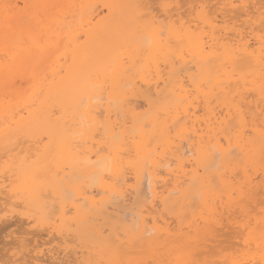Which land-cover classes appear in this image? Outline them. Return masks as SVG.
I'll use <instances>...</instances> for the list:
<instances>
[{
	"label": "snow or ice",
	"instance_id": "obj_1",
	"mask_svg": "<svg viewBox=\"0 0 264 264\" xmlns=\"http://www.w3.org/2000/svg\"><path fill=\"white\" fill-rule=\"evenodd\" d=\"M66 7L84 6L0 3V49L3 51L0 56V83L6 100L10 95L14 97L18 78L22 74L30 73L33 80L42 76L44 80L51 79L54 82L55 59L61 47V38L57 36L58 24L62 22L60 10ZM104 7L110 11L117 6L106 4ZM118 7L130 10V14L118 26L127 54L115 59L105 72L97 73L94 82L75 101L92 117L87 125V140L93 142V147L101 145L96 151L98 156L101 153L108 154L105 160L110 173L124 170V159L129 156L125 129L130 122L126 119L122 122L119 112L122 106L132 102V98L122 92V82L127 80L124 86L131 88L134 80L143 89L149 77L156 81L162 79L169 94L161 99L151 94L150 90L144 92L149 110L144 117L143 128H132L131 135L136 137L133 141L136 157L128 160L127 167L138 172L142 169L147 174L153 166L152 162L161 153L164 156L169 152L179 153L183 147L187 155L188 146L183 142H192L195 147L192 155L196 157L194 170L202 165L204 174L199 190L188 192L185 199L193 207H199L200 217L186 229L183 226L186 217L182 216L181 228L177 233L169 232L160 241L151 242L146 241L143 235L148 231L147 225L141 218H134L131 224L114 227L108 236L101 233L96 246L99 258L88 259L84 264H221V261L209 259L205 255L207 249L204 245L213 240L225 226L226 214L231 221L233 210L238 214L235 223L240 243L233 247L230 257L224 259L222 264H264V125L259 129L258 157L251 151L245 154V148H248L250 141L255 140L257 130L254 125L249 127L242 115L241 104L236 103L239 92L233 94L232 79L213 70V58H218L232 74L237 69L243 73L245 64L256 58L258 52L261 68L258 92L264 100V11H261L259 32L255 35L248 32L251 27L255 33V26L247 13H244L247 23L241 21L222 26L212 23L210 45L207 23L205 29L200 28L199 22L193 28L186 24L182 16L177 17V10L184 7L182 4L170 0H140ZM196 7L189 5L192 9ZM199 7L203 10L207 6ZM226 7L246 9L248 5L233 4ZM204 20L207 21V17ZM83 38V35L76 36L78 40ZM189 63L193 65L191 68L187 67ZM68 70L73 71L71 64ZM186 71L191 74L190 77L184 76ZM60 72L63 73V68ZM241 79H244L243 75L236 77L238 87ZM242 87L248 89L251 85L245 81ZM157 88H160L159 82ZM221 99L230 112L235 108L237 115L228 124L213 121L205 134L223 149L214 154L215 159H223V170H218L217 175H209L205 163L209 149L204 137H200L199 143H196L190 117L194 115L192 109L196 107L197 100L215 104ZM90 100H103L108 107L94 109L90 106ZM113 108L117 112L115 121L112 120ZM133 120L136 125L141 123L135 120V114ZM116 127L120 128L119 132L115 131ZM16 131L20 133L23 129ZM234 139L238 142L236 148L239 151L233 148ZM241 141L244 147L240 146ZM39 143L44 146V151H37L31 156L13 154L14 149L5 145L0 174L6 180L9 174L15 178L13 184L5 185V188L14 192L20 200L11 210L5 204V217L12 214L31 215L35 205L47 201L51 196V188H48L49 195L46 196V179L66 172L71 161L63 163L65 154L75 152L80 147L78 144L54 145L48 135H44ZM184 166L180 164V168ZM112 178L110 174L106 182L110 183ZM204 191L208 193L206 200ZM256 207H259L258 213L254 211ZM17 209L21 211L17 213ZM173 235L177 239H168Z\"/></svg>",
	"mask_w": 264,
	"mask_h": 264
},
{
	"label": "bare ground",
	"instance_id": "obj_2",
	"mask_svg": "<svg viewBox=\"0 0 264 264\" xmlns=\"http://www.w3.org/2000/svg\"><path fill=\"white\" fill-rule=\"evenodd\" d=\"M173 1L176 3L175 0H170V2H173ZM187 1H185L186 4L197 5V7L195 9H192L189 7L186 9L185 7L187 5H185L184 8L186 9V11L184 10V8L177 10V17L182 16L186 24L190 25L193 28H195L197 23L199 22L200 28L205 29L206 23H207V31H208L207 39L210 45L212 44V36H211V24L212 23H217L220 26L224 25L225 23H229V24L233 22L239 23L241 21H245L247 23V16L244 15V13H247L248 16H251L252 22H254V26H255V33L252 31L251 27L248 28L249 34L255 35L256 33L259 32V27H260L259 17H260L261 11H264V0H187ZM3 2L18 3L20 5L45 3V4H59V5H73V6L83 5L84 6V7H66L60 10L62 13V22L58 24L59 31L57 33V36L58 38H61L60 39L61 47H60L59 56L58 58L55 59L56 74H55L54 82L51 79L44 80L42 76L33 80L30 73L22 74L18 78V83L16 85V91L14 93V97L10 95L7 98V100L5 98L2 83H0V130H3V131H0V169L3 168V157H4V151H5L6 144L8 145L9 148L14 149L13 154L23 153L29 156L34 155L37 151H44V146L39 143V140L44 135H48L51 138V141L54 145L65 143V144H78L80 146L77 151L72 152L70 154L68 153L65 154L63 163L68 164L69 161H71V164L67 168L66 172L62 171L60 172L59 176L52 175L46 179V185L48 187H46L45 192H47V194L49 193L48 188H51V191L54 193V195L58 194V195L66 196L65 191L63 192L62 189L64 186L69 187V188L71 186V187H74V190L72 189L73 190L72 196L74 195V198L76 196L75 199L73 197L72 198L67 197L68 198L67 199L65 196H62L63 199L66 201V203L70 200L73 202L72 203L69 202L67 203V205L65 204L66 206L62 205L59 207L60 208L59 210L61 212L57 211V213L58 214L61 213V215L58 216L59 221H60V224L58 225H56V222L54 224L55 218L58 219V217H55V216H57L58 214L54 213L55 215H53L52 214L53 212L51 213L52 209L51 210L49 208L47 209L48 212L49 211L50 212L48 213L46 211L45 220L47 221L49 220V222L47 223L44 221V224L42 225L44 226L47 224L50 225L53 221V224H51L50 227L52 228L54 226L52 231L50 230L48 233H46L47 235L46 238L48 237L47 238L48 241L45 237L41 238L40 233H42V231L39 230V226L40 228H42L41 222L39 221L40 220L39 214L42 212L41 209H45V204L47 201H42V202H39L37 205H35L32 209L33 210L32 215L27 216L29 214H25L27 217V220L29 219L28 223L33 220L35 221V226H34V223L32 222L33 225L32 227L30 225L29 229L31 228L32 230H34L35 228L38 227V230L41 231L40 233H38L40 235V238L35 239L36 237L31 236L32 238H34L33 240L34 242H30V243L31 244L35 243L34 247L31 248L32 250H30L31 255L34 254V256L32 257L33 260H37L38 264H73V260H69V259L68 260L71 261L72 263L69 261L67 262V260L65 263V259L68 258V250L63 245L65 244L68 236L70 237V235L67 234V231L65 232L62 230H64L67 227H71L73 225L74 227L76 226V232L78 234L76 235L74 233L76 238H79V237L84 238L85 240L89 241V244H93L91 242H99L97 238L100 236L101 233H103L104 236H108L110 234V231L108 234L107 233L105 234L103 230L106 227L103 229V227H101L102 224L103 226L110 224L109 225L110 228L109 229L107 228V231H108L111 228L113 229L115 225L119 224L118 219H122L120 220V223H122L121 221H123V218H124L120 214H116L117 213L116 211H113L114 213L111 214L112 211H110V209L112 207H115L113 204L111 205V201L112 199H114L113 197L115 196L119 198V200L120 198L124 200L123 197H126L124 195H126L125 191L128 188H131V189L133 188L135 192L140 195L141 187H142V184L144 185V182L145 184L147 183L146 188L148 191L147 193H148L149 199L147 203L144 200L140 201V199L141 198L143 199L144 196H146L147 198V195H144V196L142 195L141 198L137 200V202L139 201L143 203L142 205H144V202H145L146 203L145 206L142 208H139L140 209L139 210L137 209L138 203H135V206L136 205L137 206L136 208H133V209L135 210L137 209L136 211L134 210L131 211L132 209L127 210L128 212L130 211L129 214H130L131 219H128V221L130 220V222L126 221V223L128 224L132 223L134 218H137V217L141 218L144 221V223L147 225V229H148L147 232L143 233L144 239L149 242L160 241L161 237L167 236V233L169 232L175 234L174 232H177V229L179 230L181 228L180 227L181 222L179 221V219H178V222H177V219L175 220L180 225L179 226L177 223H175L176 225H178L176 227H180V228H177L175 231L174 230L175 226L172 227L170 223H167L172 219L170 216L173 215L172 217L177 216L176 218H178L180 213L179 214L177 213L178 211L180 212V209H182V211H184L183 213L181 212L183 217H186L185 215L188 214V213H185L186 211L194 210L195 213L192 212L191 214L189 212L192 217L193 214L195 215L198 214L197 211L199 210V209L197 210L196 207L195 209L190 208V206L187 207V205L189 204L191 205V203L190 201L187 202L188 200L185 199V196L188 192L199 190L202 184L201 178L204 174V168L202 165L199 167L198 170H194V165L196 164V157L192 155V153L195 151V147L193 146L192 142L188 140H185L183 142L184 144L188 146L187 155H185V149L183 147L180 148L179 153L169 152L167 156H164V154L161 153V155L158 156L156 160L152 162L153 166L149 169L147 174H145L142 169L138 172L136 169L127 167L128 160L136 157L135 144L133 143L136 137L131 135L132 128L133 127L143 128V120L149 110V103L145 99L144 92L146 90H150L151 94H154L155 97L162 99L168 96L169 94L168 91L165 90V82L162 79H159L158 81H156V80H152L151 77H149V82L143 85V89H141L140 85L137 84V82L134 80L131 82L133 85V87L131 88L124 86L128 83L127 80L122 82L121 90L124 94L132 98V102L130 104L122 106L119 112L122 122L125 119L130 122L126 126V129H125V135H126L127 140L129 141L127 145L129 149V156L125 157L124 159L125 169L121 171H113L110 173L109 165L105 160L108 154L101 153L99 156L96 154L97 149L101 145L97 144L96 147H93L92 146L93 142L90 140H87V136H86L87 125L89 121L92 119V117L88 115L85 109L78 107L77 103L75 102L76 98L81 93H83L86 88H89L90 85L94 82V77L97 73L105 72L106 69L111 65V63L115 59L127 54L126 45L124 43V38L122 37L118 26L120 25L121 21L130 14V10L127 8L118 7V6L137 3V2H140V0H0V3H3ZM181 3L182 2L180 1V4ZM106 4L117 6V7H113L109 11L108 9L104 7V5ZM233 4L248 5V8L233 9L231 7H226V6H230ZM199 5H206L207 7L201 10ZM182 10H184V12ZM204 17H207V21L204 20ZM82 20H83V23H81ZM219 30L220 29L218 27L217 32H219ZM77 35H83L84 38L78 40L76 39ZM63 37H67V38L65 39ZM2 55H3V51L2 49H0V56ZM258 56H259V53L257 52V57L251 59L245 64L243 73L240 72V69H237L235 74H232L229 69L225 68L223 64L221 63L220 59L213 58V70L218 71L225 76H229L232 79L233 94L235 95L237 92H239V96H237L236 103L241 104L243 108L242 115L247 119V121L248 119H250V122L248 121V125L252 123L249 126L254 125L257 130L255 140L250 141L248 148H245V154H247L248 151H251L257 157L260 151L259 129L261 128L262 125H264V118H262L263 117L262 111H264V100L261 99L259 92H258L259 79H260V73H261L260 64L258 62ZM70 64L73 66V71L68 70V66ZM192 66H193L192 63H189L187 65V67L189 68H191ZM61 68H63V73L60 72ZM49 75L50 76L52 75L51 72L49 73ZM166 75L167 73H165V76ZM190 75L191 74L187 71L184 73L185 77H190ZM241 75H243L244 79L240 80V86L238 87L236 85V77H240ZM0 81H2V73H0ZM245 81H247V83L251 85V88L244 89L242 87ZM157 82L160 83L159 89L157 88ZM252 89H255V91H253ZM137 93H140V94L137 95ZM89 94L93 95L92 93H89ZM138 99H140V102H142L141 100L144 101V105L146 106L145 110L140 111L141 108H140V102ZM90 106L97 110H102L108 107L107 104L103 100H100V101L90 100ZM192 112L194 113V115L190 117V123L194 125L192 129V133L193 135L196 136V143L197 144L199 143L200 137H204L207 143L208 149H209L208 158L205 160V163L208 165V174L217 175L219 174L218 170L220 171L223 170L224 161L222 158L215 159L214 154L217 151L222 152L223 149H220L219 146L215 144V141L209 139L205 134L208 133L209 127L213 124V121L215 120H218L219 122H223L225 124L230 123L233 120V118L236 117L237 115L236 110L235 108H233L232 111L230 112L229 107L225 106V103L223 102L222 99L217 101L215 104H206L203 101L197 100L196 107L192 109ZM134 114H135V120L141 121L139 125H136L134 123V120H133ZM259 115L260 116L262 115L261 120H259L260 119ZM257 117H259V119ZM116 119H117V112H116V109L113 108L112 120L115 121ZM257 119L260 122H258V124L253 123V122H256ZM17 129H23V132L17 133L16 131ZM115 131L119 132L120 128L116 127ZM5 132L7 133V136L5 135ZM25 132L27 133L26 135L24 134ZM82 133H85V135H82ZM197 133H199V135H197ZM17 135H19V139H17ZM213 135H215V131H213ZM237 143L238 142L234 139L233 148L234 150L239 151V149L236 148ZM240 146L244 147L242 141L240 142ZM181 163L185 164L186 166L180 168ZM110 174L112 175L113 178H112V181L109 183V182H106V178ZM14 179L15 178L11 174H9V178L7 180L4 178L2 174H0V223L1 224L7 218H9V220L15 217L19 218V214L18 216L16 214H12V215H9L8 217H5L4 215L6 203L8 205V209L11 210L14 204H18V202H20V200H18L19 198H17L14 192L5 188V185H9V186L12 185L14 182ZM193 185H195L196 187L193 188L192 187ZM67 189L68 188H66V192H67ZM71 191L69 192L70 194H71ZM207 195L208 193L206 194V196ZM258 198L259 197H257V199ZM51 199H52V203H47L46 205L47 207L55 208L53 207L55 205H52V204L53 203L56 204L57 203L56 200L59 198L58 197L54 198L50 196V200ZM205 199H207V197ZM158 203H160V205H163L166 208L164 209L163 206L159 205L160 207H162L160 208V210L161 209L162 211L165 210L164 212L166 213L170 211L167 214L168 216L166 215L167 217L171 218L170 220L166 221L164 220V218H160L162 211L159 214L156 213L157 215L154 213L156 210V207L159 208V206H157ZM118 205H119V202H118ZM35 207L39 208L41 211H39L38 209L37 211L34 210ZM129 207L131 208V206ZM69 208H71V210L73 211L74 216L69 212ZM56 209L57 208H55V210ZM175 209H178L176 214H175V211H176ZM77 210L79 211L77 212ZM20 211L21 210H19L18 212ZM38 212L40 213L38 214ZM68 212L73 217H69L70 215L67 216ZM145 212H147V214L154 213L161 220L163 219L162 221L160 220L162 223L159 222L158 217H157L158 220H156V217H154L153 219L151 216H148L149 218L150 217L152 218L151 222L153 220L152 225H150L147 220L149 219L147 218V214H144ZM156 212H159V210L158 211L156 210ZM170 213L171 215L169 216ZM35 214L36 215L38 214L39 217H36ZM49 214H52L53 216ZM114 214L119 215L118 217H121V218H117V216H115ZM20 215L21 217H23L24 220L26 219V217H24L22 214ZM162 215H164V213ZM199 215H200V212H199ZM115 217L117 218V220H115ZM36 218H38L39 223H36ZM49 218L52 219V221ZM188 218L186 217L185 220L187 221L190 220ZM70 219H72L74 222H69ZM100 219H104V220H101L99 222ZM105 220L108 224L105 223ZM59 221L57 220V222ZM228 221L226 223H230ZM18 222L19 220L17 221V223ZM20 222H21V219H20ZM233 223L234 224L231 223L232 225L230 224L231 228L233 225H235V221ZM24 226L22 228H24ZM187 227L185 226V228ZM25 229L28 230L27 228ZM43 229L45 230L44 227L42 228V230ZM19 230L22 231V229H19ZM30 230L26 231V233L28 232L30 234L31 233L29 232ZM194 230L195 229H193L192 231ZM34 231L35 232L33 233H36V230ZM62 232L68 235L65 241H64L65 238H63L64 236L62 235ZM52 233H55L56 237H54V235L52 237ZM14 234L16 235V233ZM69 234H72L74 236V234L71 232ZM30 235H32V233ZM232 235H234V233ZM5 236H8V235L5 234ZM34 236H37V234ZM0 237L2 239V234ZM50 237L52 239H50ZM21 238H22L21 241L24 242L25 238L24 239L23 237ZM54 239H60L61 241L59 240L57 241ZM168 239H177V237L173 235L171 237H168ZM52 240L53 242L55 241L58 242V244L56 242L55 247L52 245L53 244ZM213 240L210 242L215 243L216 241H218L216 239H213ZM21 241L19 242L22 243ZM62 241H64V244L63 245L59 244L60 242L62 243ZM221 242H223V244L226 243L225 239L222 240ZM228 242L229 241L227 240V243ZM2 243H4V241ZM48 243L50 244L52 243V244L49 247H46ZM71 243H72V240H71ZM227 243H226V246H227ZM31 244H29V246H31ZM219 244H220V241H219ZM223 244L221 245V250L224 252L226 249L224 247H223L224 250L222 249ZM232 244L236 245L238 243L234 242ZM24 245L25 244H23V246ZM210 245H207V247L205 246L204 247L207 249L208 246ZM87 246L88 247L91 246L92 249L93 247H95L94 245L93 247L92 245H87ZM230 246L228 247L230 248ZM4 247L5 246H3V248ZM215 247H218V246L215 245ZM26 248L27 247H25V250ZM211 248H213V246ZM16 249L18 248L13 249V251H15L16 253L12 255L13 258L18 257V255L22 253L21 250L19 253H18V250L16 252ZM209 250H207L206 252H208ZM214 250L215 248H213V250L210 251L211 253L209 252L207 253L208 255L207 254L205 255H207L208 258H212V257L215 258L216 255L212 254ZM218 250H219L218 253L220 254L217 253V255H219L217 257H220L222 253L219 247L218 249L216 248V251ZM28 251L26 252L28 253ZM229 252L226 253L225 251V253L227 254V256L225 255L226 258L230 256ZM91 253L89 250V254ZM24 254L25 252L21 256H24ZM74 254L76 256L78 255L77 252H74ZM86 254L88 258L89 254L88 253ZM210 254H211V257H210ZM2 255L4 254H1V257ZM5 255H8V254H6L5 252ZM60 256L64 257L65 259ZM93 256L97 257V254ZM225 256H221V257H225ZM96 257H93V258L96 259ZM6 258L9 259L8 257ZM32 258L30 259V261H32ZM91 258L92 257H90V259ZM14 259H12L11 257V260L6 262L4 261L6 260L4 258L3 261L0 260L1 262H4V263L0 262V264H18L19 260L20 261L24 260V258H21V257L16 258L15 260ZM73 259H75L74 260L76 261L75 264H77V260H78L77 257ZM84 259L82 261H84ZM223 259L221 260V262H223ZM23 262L27 264V262L25 261ZM19 263L23 264L22 262H19ZM34 263H36V261H34Z\"/></svg>",
	"mask_w": 264,
	"mask_h": 264
},
{
	"label": "rangeland",
	"instance_id": "obj_3",
	"mask_svg": "<svg viewBox=\"0 0 264 264\" xmlns=\"http://www.w3.org/2000/svg\"><path fill=\"white\" fill-rule=\"evenodd\" d=\"M175 1H176V3H177L178 0H175ZM180 1H181L182 3H183V1H184V3H183V4L181 3V4H182L183 6L187 5V6L185 7L186 9L189 7V4H186V3H185V1H187V0H179V1H178L179 4H180ZM173 2H174V1H173ZM187 2H188V1H187ZM183 8H184V7H183ZM183 8H182V9H183ZM185 8H184V10L186 11ZM184 10H182V11L184 12ZM138 100H139V102H140V99H138ZM138 100H137V102H138ZM141 101H142L143 103L140 102V108H141L140 111L146 109V106L144 105V101H143V100H141ZM138 104H139V103H138ZM141 104H143L145 108H144L143 105H141ZM219 110H220V109H219ZM258 114H260V113H258ZM259 116H260V115H259ZM261 116H262V115H261ZM261 116H260V119H259V117H257V118H258L259 120H261L262 118H264V115H263L262 118H261ZM258 119L256 120V122H253V121H252V122L258 124V122H260ZM248 121L250 122V119H248ZM251 124H252V123H251ZM251 124H249V125H251ZM249 127L251 128V126H249ZM131 184H132V183H131ZM64 187H66V186H64ZM64 187H63L62 190H63V192L65 191L66 196H65V195H58V194H57V195H54V193L51 191V197H54V198H55V197H56V198L58 197V198H59V199H57V200L55 199L56 202H57L56 204H55V203L52 204V205H55V206H53V207L57 208L58 210H57V209L55 210V208L47 207V209H48V208H49L50 210L52 209V210H51V213L53 212V213H52L53 215H55L54 213H57V211H60V210H59V209H60V208H59L60 206L65 205V204L67 205V203H69V202H70V203L73 202V201L70 200V201H68V202L66 203V201L63 199L62 196H65L66 198H67V197H68V198H72V197L74 198V195L72 196V194H73L72 192H73V190H74V187H71V186H70V188H69V187H66V188H68L69 190H70V189H71V190L73 189L72 191L70 190V191H71V194L69 193L70 191H69L68 189H67V192H68V193H67V192H66V188H64ZM146 187H147V183L145 184V182H144V185L142 184V187H141V194H140V195L137 194L133 188H132V189H131V188H128V189H127L128 191H127V190L125 191V194H126V195H124V196H126V197H123L124 200H123L122 198H120V200H122V201H120L119 198H117V197H115V196L113 197L114 199L111 198V199H112V201H111V205L113 204L115 207H117V208L112 207V206H111L112 208L110 207V208H111L110 211H112L111 214L114 213L113 211H116V212H117V213L115 212L116 214H120L121 216L124 217V218L122 217V218H123V221H121L122 223H120V220H122V219H118V221H119L118 223H119V224H117V225H115V226H118V225L123 224L124 221H125L124 223H126V221H128V219H131L130 214H129L130 211L128 212L127 210L132 209L131 211H133V210L136 211L137 209L142 208V207L145 206V204L147 203V201H148V199H149V196H148V193H147L148 191H147V188H146ZM130 189H131V190H130ZM131 191H132V192H131ZM143 191H144V192H143ZM196 191H197V190H194L193 192H196ZM63 192H62V193H63ZM128 192H129V193H128ZM204 192H205V191H204ZM146 193H147V194H146ZM205 193L207 194V191H206ZM205 193H204V196H205V198H206L208 195L206 196ZM67 194H68V195H67ZM134 194H135V195H134ZM136 194H137V195H136ZM45 195L48 196L49 193L47 194V192H45ZM132 195H134V196H132ZM142 195H143V196H144V195H147V198H146V196H144L145 198L143 197V199H142V198H141ZM70 196H71V197H70ZM132 197H133V198H132ZM68 198H67V199H68ZM75 198H76V196H75ZM75 198H74V199H75ZM116 198H117V199H116ZM140 198H141V199H140ZM62 199H63V200H62ZM139 199H140V201H142V200L146 201V203L144 202V205H142L143 203H141V202H139V201L137 202V200H139ZM258 199H259V198H258ZM258 199H257V200H258ZM18 200H19V199H18ZM205 200H206V199H205ZM49 201H50V202H49ZM49 201L47 200L46 204H47V203H52V199L50 200V198H49ZM53 201H54V200H53ZM113 201H114V202H113ZM123 201H124V203H123ZM125 201H126V203H125ZM118 202H119V205H118ZM187 202H189V201H187ZM18 203H19V202H18ZM132 203H133V204H132ZM135 203H138V204H137L138 206L136 205V206H137V209H136V210L133 209V208H136ZM120 204H121V205H120ZM126 204H127V206H126ZM140 204H141V205H140ZM49 205H50V204H49ZM66 205H65V206H66ZM116 205H117V206H116ZM122 205H123V206H122ZM139 205H140V206H139ZM159 205H160V203H158L157 206H159ZM186 205H187V204H186ZM56 206H58V207H56ZM129 206H131V208H130ZM160 206H163V205H160ZM160 206H159V208L156 207V210H157V211L159 210V212H156V210H155V212H154L155 214H156V213L159 214V213L162 211V209L160 210V208H162V207H160ZM189 206H190V208L195 209V207H193L192 204H191V205H190V204L187 205V207H189ZM69 207H70V206H69ZM122 207H124V208H122ZM128 207H129V208H128ZM163 207H164V206H163ZM185 207H186V206H185ZM185 207H184V208H185ZM114 208H115V209H114ZM127 208H128V209H127ZM257 208H258V209H257ZM37 209H38L39 211L42 210L41 213L38 212V214L40 213V214H39V216H40V218H39L40 220H39V221L41 222V227H42V228H43V227L45 228V230H44V229L42 230V228H40V226H39V230H41L42 233H40L41 231L38 230V227L34 229V230H36V233H33V232H35V231L32 230L31 228H30L31 230L29 229V226L31 225V227H32L33 223H34V226H35V221L32 219L33 221H31V222L28 223V220H29V219L27 220V217H26L25 214H22L24 217H26L25 220H24L23 217H21V215L19 214V218H18V217H15V218H13L14 220L10 218V219H11L12 221H14V222H12L11 220H9V218H7V219H5V220L3 221L4 223L2 222L3 225L0 223V232H1V233H0V236H1V234H2V239H1V237H0V244H1V245H0V252H1V253H0V257H1V254H4V255H2V257H1L2 259L0 258L1 261H3L4 258L6 259V260H4V261H6V262H8L9 260H11V257H12V259H14L15 257L13 258L12 255H14L15 251H13V249H14V248H18V249H16V252H17V250H18V253H19L20 250H21L22 253H20V255H18V257H16V258H20V257H21V258H24V260L21 259L22 261L19 260V262H22L23 264H25V263L23 262V261H25V262H27V264H30V263L33 261L31 264H38V263H37V260H33V258H32V257L34 256V254L31 255V253H30V250H32L31 248L34 247V244H35V243H33V244L30 243V242H34V241H33L34 238H32V237H36L35 239H38V238H40V235H41V238H42V237H43V238H44V237L46 238V236H47L46 233H48L50 230L52 231L54 226H53L52 228L50 227V225L53 224V221H52L53 218H52V217H51L52 219L49 218V219L52 221V223H51V221H50V223H51V224L49 223L50 225H48V224L45 225V226L42 225V224H44V221L47 222V223L49 222V220H48V221L45 220V219H46V218H45V214H46V211L48 212V210H45V209H41V210H40L39 208H36V207L34 208V210H36V211H37ZM53 209H54L55 212L53 211ZM67 209H68V208H67ZM113 209H114V210H113ZM117 209H118V210H117ZM119 209L122 210V211H120ZM125 209H126V210H125ZM164 209H166V208L164 207ZM167 209H168V208H167ZM187 209H189V208H187ZM196 209L198 210L199 207H196ZM19 210H20V209H17V212H18ZM124 210H125V211H124ZM139 210H140V209H139ZM141 210H142V209H141ZM169 210H171V209H169ZM175 210H176V211H175ZM175 210H173V211H175V214H176V212L178 211V209H175ZM197 210H196V211H197ZM36 211H35V212H36ZM71 211H72L71 208H69V212L74 216L73 211H72V212H71ZM118 211H119V212H118ZM164 211H165V210H164ZM164 211H162V212L164 213V215H162L163 213L161 212V215H162V216L160 215V218H164V220H166V221H167V220H170V219L172 218V219H171L169 222H167V223H170V224L172 225V227H174V226H175V227L178 226V225H179V224L177 223V222H178V219H179V221H180V218L182 217L181 212L183 213L184 211H182V209H180V212L178 211L177 214H179V213L181 214V216H180V214H179V217H180V218H179V217L176 218V217H177L176 215H174V216H176V217H172L173 215H171V213L169 214V216L171 215V216H170L171 218H170V217H167V216H168L167 214H168V212H170V211L167 210V211H168L167 213L164 212ZM185 211H186V209H185ZM221 211H223V210H221ZM234 211H235V210H233V212H234ZM254 211H255L256 213H258V212H259V207H256V208L254 209ZM32 212H33V210H32ZM43 212H44V213H43ZM49 212H50V211H49ZM49 212H48V213H49ZM60 212H61V211H60ZM69 212H68V213H69ZM189 212L192 214V212H194V210H193V211H192V210H189V211H186V212H185V213H188V214H186L185 216H186L187 218L189 217L188 219H190V220L187 221V220H185L186 218L184 219V221H185V223H186V224L184 223V228H185V226H186V227L189 226V222L192 223V221L197 220V218L200 217V215H199L200 209L197 211L198 214H196V215L193 214L192 217H191V215H190ZM197 212H196V213H197ZM233 212H232V219H231V221H230V220L228 221L229 217H228L227 214L225 215V218H224V225H225V226H224L222 229H220V230L218 231V234H219V235L217 234L218 237L216 236V238H214V239H216V240H218V241L215 240V241H216L215 243H214V242L212 243V242L209 241V243H210L211 245H210L209 243L207 244V245H210L211 247L213 246V248H215L214 252H216V253H214V252L212 253V254H215L216 257H215V258L212 257V258H209V259H216V260L219 259V261H221L223 258L226 259V256H227L226 253H228V252L231 250V251L229 252V255H230L231 252L233 251V250H232V249H233L232 247L235 246V244H232V243H234V242H235V243H240V241H239V239H238V237H237V225H236V223H235V225H233L232 228H231V225L234 224L233 222L236 221L237 218H238V214L235 213V212L233 213ZM18 213H19V212H18ZM36 213H37V212H36ZM68 213H67V216L70 215V213H69V214H68ZM125 213H126V214H125ZM154 213L147 214V212H145L144 214H147V218H149L148 216H151L153 219H154V217H156V220H158L159 217L156 216L157 214L155 215ZM165 213H166V214H165ZM173 213H174V212H173ZM173 213H172V214H173ZM194 213H195V212H194ZM32 214H33V213H32ZM32 214H31V215H32ZM38 214H37V215L35 214L36 217H39ZM52 214H49V215L53 216ZM57 214H58V213H57ZM116 214H114V215L117 216V218H121V217H118L119 215H116ZM123 214H124V215H123ZM128 214H129V215H128ZM153 214H154L155 216H154ZM234 214H235V215H234ZM16 215L18 216V214H16ZM60 215H61V213H59V214H58L57 216H55V217H58V216H60ZM72 215H70L69 217H73ZM114 215H113V216H114ZM166 215H167V216H166ZM183 215H184V214H183ZM187 215H188V216H187ZM189 215H190V216H189ZM27 216H30V215H27ZM163 216H164V217H163ZM151 217H150L149 219H147V220H148V223H149L150 225H152V222H153V220H152V222H151V219H152ZM157 217H158V218H157ZM166 217H167V218H166ZM67 218H68V217H67ZM117 218L115 217V220H117ZM160 218H159V222H161V221L163 220V219L161 220ZM165 218H166V219H165ZM227 218H228V219H227ZM15 219H16V221H15ZM17 219L19 220V222H18L19 224L17 223V221H18ZM20 219H21V222H20ZM125 219H127V220H125ZM176 219H177V222L175 221ZM193 219H194V220H193ZM8 220H9V222H8ZM23 220H24V221H23ZM57 220L59 221V217H58V219L55 218L54 224H55V222H56V225L60 224V221L57 222ZM101 220H104V219H100L99 222H100ZM160 220H161V221H160ZM191 220H192V221H191ZM225 220H226V221H225ZM26 221H27V222H26ZM39 221H38V218H36V223H39ZM227 221L230 222V223H226ZM7 222H8V223H7ZM10 222H12V223H10ZM32 222H33V223H32ZM69 222H74V221H73L72 219H70ZM99 222H98V223H99ZM128 222H130V220H129ZM171 222H172V223H171ZM187 222H188V223H187ZM5 223H7V224H5ZM9 223L12 224V225H10ZM26 223H27L28 225H27ZM30 223H32V224H30ZM103 223H104V222H103ZM105 223L108 224V223L106 222V220H105ZM105 223H104V224H105ZM161 223H162V222H161ZM175 223H177L178 225H176ZM179 223H180V222H179ZM231 223H232V224H231ZM13 224H14V225H13ZM15 224H16V225H15ZM22 224H23V225H22ZM129 224H131V223H129ZM174 224H175V225H174ZM187 224H188V225H187ZM228 224H229V226H228ZM230 224H231V225H230ZM9 225H10V226H9ZM24 225H25V226H24ZM109 225H110V224H109ZM109 225H104V226H103V224L101 225V227H103V229L106 227V228L103 230V231L105 232V234H106V233L108 234L109 231H110V233H111L112 230H113L114 227H115V226H114V227L111 226V227H113V229L111 228L110 230L107 231V228H108V229L110 228ZM6 226H7V228H6ZM23 226H24V228H22ZM72 226H73V225H72ZM72 226H71V227H67V228H65L64 230H62V231H65V232L67 231V234L70 235V237H69L67 234H65L64 232H62V235L64 236L63 238H65L64 241L66 240V237L68 236V238H67L68 241L66 240V242H65V244H66L67 246L64 244V241H62V243L60 242L59 244H62V245L64 244L63 246L67 248V250H68V258H67V256H66L67 259H65L64 257H62L63 254H62V256H60V257H62V258L65 259V263H66V260H67V262H68L69 260H73V264L76 263V261H74L75 259H73V258H76V257H77V259H78L79 256H80L79 259H81V260L78 259V260H77V264H79V262H80V264H84L85 259H86V261H87L88 259H90V257H92L91 259H95V258H93V257H96V256H93V255H96V254H97L96 246H97L98 242H91V243H93V244H89V241L85 240L84 238H80V237H79V238H76V237H75V234L78 235L77 232H76V226H75V227H74V226L72 227ZM107 226H109V227H107ZM179 226H180V225H179ZM1 227H2V228H1ZM14 227H15V228H14ZM170 227H171V226H170ZM172 227H171V228H172ZM175 227H174V230L176 231V229H177V228H180L181 226H180V227H176V228H175ZM229 227H230V228H229ZM233 227H234L235 229H234ZM9 228H10V230H9ZM25 228H27L28 230H30L29 232H31L32 235H30L31 233H30V234H29L28 232L26 233V231H28V230H26ZM46 228L48 229V231H47ZM187 228H188V227H187ZM187 228H186V229H187ZM4 229H6L7 231L4 230ZM11 229H12V230H11ZM19 229H22V231L19 230ZM1 230H2L3 232H2ZM174 230H173V231H174ZM192 230H193V229H192ZM241 230H242V229L240 228L239 231H241ZM43 231H44V232H43ZM69 231H70L71 233H73V234L75 233L74 236H73L72 234H69V233H70ZM194 231H195V230H194ZM225 231H226V232H225ZM227 231H228V232H227ZM229 231H230V232H229ZM177 232H178V229H177ZM177 232H174V233H177ZM11 233H12V235H11ZM14 233H16V235H15ZM38 233H40V235H39ZM43 233H45V234H43ZM233 233H234V235H232ZM5 234L8 235V236H5ZM17 234H18V236H17ZM33 234H34V235L37 234V236H39V237L34 236ZM224 234H225V235H224ZM228 234H229V235H228ZM9 235H11V236H9ZM19 235H20V236H19ZM53 235H54V237H56V234H55V233H52V237H53ZM71 235H72V236H71ZM223 235H224V236H223ZM226 235H227V237H226ZM16 236H17L18 238H17ZM31 236H32V237H31ZM219 236H220V237H219ZM232 236H234V237H232ZM235 236H236V237H235ZM5 237H6L7 239H6ZM10 237H11V238H10ZM12 237H13V238H12ZM21 237H23V239L25 238V239H24V240H25L24 242L21 241V240H22ZM81 237H82V236H81ZM224 237H225V238H224ZM16 238H17V239H16ZM26 238H27V239H26ZM30 238H31V239H30ZM47 238H48V237H47ZM47 238H46V239H47ZM217 238H218V239H217ZM232 238H233V239L235 238L234 241H233ZM236 238H237V239H236ZM50 239H52V238L50 237ZM50 239H49V240H50ZM74 239H75V240H74ZM224 239H225V242H226V243H227V240L229 241V242L227 243V246H226V243L223 244V242H221V241L224 240ZM10 240H12V241H10ZM17 240H18V241H17ZM27 240H28V241H27ZM44 240H45V239H44ZM54 240H57V241L59 240V241H61L60 239H54ZM71 240H72V243H71ZM78 240H79V241H78ZM231 240H232V241H231ZM237 240H238V241H237ZM3 241H4V243H2ZM5 241H6L7 244L5 243ZM16 241H17L18 243H17ZM19 241H21L22 243H20ZM47 241H48V239H47ZM57 241L53 242V240H52V243H53V244H52V243H51V244L55 247V246H56L55 244H56ZM211 241H212V240H211ZM213 241H214V240H213ZM219 241H220V244H219ZM28 242H29V243H28ZM50 242H51V241H50ZM75 242H76V243H75ZM73 243H74V244H73ZM80 243H81L82 246L80 245ZM82 243H83V244H82ZM8 244H9V245H8ZM15 244H16V245H15ZM19 244H20L21 246H20ZM23 244H25V245L23 246ZM29 244H31V246H29ZM48 244H49V245H48ZM48 244H47L46 247H49V246L51 245L50 243H48ZM57 244H58V242H57ZM218 244H219V245H218ZM222 244H223L222 249H223V247H224V248L226 249V250H225L226 253H225V251L223 252V251L221 250V245H222ZM11 245H12V246H11ZM27 245H28V246H27ZM87 245H92V247H93V245H94L95 247H93V249H92L91 246L88 247ZM207 245H204V246L207 247ZM215 245L219 247L221 253L223 254V255L221 254V256H225V255H226L225 257H221V256H220V257H217V256H219V255H217V253L219 252V250L216 251V248L218 249V247H215ZM224 245H225V246H224ZM230 245H231V246H230ZM232 245H234V246H232ZM236 245H237V244H236ZM3 246H5V247H4L5 250H4ZM8 246H10V247H8ZM16 246H17V247H16ZM22 246H23V247H22ZM78 246H79V247H78ZM85 246H86V248H85ZM210 246H208L207 250H209V249H211V250H209L208 252H205V254H207V253H209L210 251L213 250V248H211ZM228 246H230V248H229ZM1 247H2V249H1ZM11 247H12V248H11ZM13 247H14V248H13ZM21 247H22V248H21ZM25 247H27L26 250H25ZM70 247H71V248H70ZM80 247H82V248H80ZM83 247H84V248H83ZM87 247H88V248H87ZM209 247H210V248H209ZM7 248H8L9 250H8ZM20 248H21V249H20ZM89 248H91V249H89ZM69 249H70V250H69ZM227 249H228V250H227ZM10 250H11V251H10ZM28 250H29V251H28ZM89 250H90V253L92 252L91 254H89ZM223 250H224V249H223ZM9 251H10V253H9ZM26 251H28V253H27ZM71 251H72V252H71ZM5 252H6V254H8V255H5ZM7 252H8V253H7ZM24 252H25L26 255L24 254V256H21ZM74 252H77L78 255L76 256V255L74 254ZM81 252H82V253H81ZM29 253H30V254H29ZM86 253L89 254V255H88V258H87V254H86ZM93 253H94V254H93ZM95 253H96V254H95ZM210 253H211V252H210ZM15 254H16V253H15ZM84 254H85V255H84ZM218 254H220V253H218ZM9 255H10L11 257H10ZM28 255H29V256H28ZM70 255H71L72 257H71ZM74 255H75V256H74ZM81 255H82V256H81ZM83 255H84V256H83ZM207 255H208V254H207ZM207 255H206V256H207ZM215 255H213V256H215ZM5 256L8 257L9 259H7ZM27 256H28V257H27ZM64 256H65V255H64ZM89 256H90V257H89ZM25 257H26V258H25ZM29 257H30V258H29ZM81 257H82V258H81ZM210 257H211V254H210ZM228 257H230V256H228ZM228 257H227V258H228ZM16 258H15V259H16ZM28 258H29V260H28ZM31 258H32V261H30ZM34 258H35V257H34ZM70 258H71V259H70ZM84 258H85V259H84ZM98 258H99V257L97 256L96 259H98ZM221 258H222V259H221ZM15 259H14V260H15ZM26 259H27V260H26ZM68 259H69V260H68ZM83 259H84V261H82ZM223 260H224V259H223ZM1 261H0V262H1ZM34 261H36V263H34ZM62 261H63V259H62ZM19 262H18V264H21V263H19ZM69 262H71V261H69ZM1 263H4V262H1ZM63 263H64V261H63ZM71 263H72V262H71ZM221 264H222V262H221Z\"/></svg>",
	"mask_w": 264,
	"mask_h": 264
}]
</instances>
